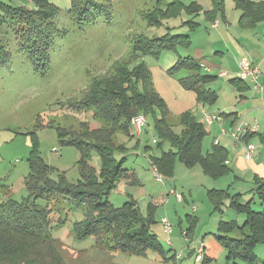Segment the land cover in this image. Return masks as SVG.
I'll list each match as a JSON object with an SVG mask.
<instances>
[{
	"label": "rangeland",
	"instance_id": "374dc122",
	"mask_svg": "<svg viewBox=\"0 0 264 264\" xmlns=\"http://www.w3.org/2000/svg\"><path fill=\"white\" fill-rule=\"evenodd\" d=\"M75 1L79 4V0ZM88 1L90 0H85L83 6ZM194 1L93 0V7L96 6L101 11L92 18L81 19V16L71 10L74 0H0L7 5L32 10L43 9L45 5L58 10H51L48 16L50 26L56 28V34L47 68L34 64L27 56V51L20 46L18 34L24 28L22 23L8 19L0 24V40L9 51L8 60L0 64V197L5 199L12 196L17 201L30 198L26 180L36 174V167L29 160L33 152H38L44 164L50 168L48 175L53 180L58 181L62 175L68 182H76L81 177L77 164L79 149L75 145L60 142V127L75 136L83 135L88 139L100 140L115 125L127 124L131 115L143 113L136 108L129 110L130 116L125 118L121 113L122 107H119V99H122L113 94L97 105L84 107V103L88 102L86 94L94 90L96 79L115 73L116 63L123 62L125 56L129 60L133 55L132 47L136 37L142 33L150 36L180 33L176 48L162 51L159 56L138 52L137 57L128 62L132 68L144 62L150 69L153 86L163 98L172 127L178 134L183 129L179 118L183 112L189 110L200 115L202 104H196L195 93L183 88L177 76L170 74V68L181 57L194 55L200 47L208 48L204 29L200 31L193 23L201 20L196 16L197 13L192 14L191 4ZM196 1L208 7L209 0ZM176 2H180V5ZM176 6L178 12L174 15ZM156 8L161 9V13L157 14L158 21L150 23L146 14ZM0 16H6L1 6ZM209 54L214 56V51ZM220 71L212 69V73ZM187 74L189 72L184 70L179 76ZM227 80L219 77L207 84L208 88L219 90L223 96L220 102L223 104L227 100L222 83L225 84ZM233 110L230 108V111ZM154 111L146 114L147 124L143 128L140 142L144 152L148 151L149 144L152 147L149 152L159 155L163 149L169 150L171 146L159 136L155 124L160 110L156 108ZM154 139L160 140L162 145H157L153 142ZM117 140L130 146L126 167L131 171L135 169L142 181L129 184L123 182V185H119L111 194L114 205L119 207L130 195H135L142 213L154 216L156 222L150 229L159 236L166 254L172 253L174 248L181 253L180 264H234V259L228 256L227 250L216 236L219 223L221 220L236 221L239 225L244 223L246 214L232 205L233 198H239L242 202L251 200L254 211H263L264 205L255 191L257 185L236 181L233 174L215 179L206 175L199 165L187 167L180 161L176 164L175 181L158 177L146 157L143 154L137 155L136 150L131 147L137 145L136 140L123 134H118ZM208 140L209 137L205 140L206 145L209 144ZM97 162L99 160L94 159L92 164L98 168ZM241 177L247 179L245 176ZM171 185H176L175 189L182 193V201L170 193L171 188L167 194ZM212 188L225 191L222 209H218L210 199L209 189ZM46 198L48 205L45 199L38 202L42 206L47 205L46 210L52 211L49 218L52 226L60 218H64L68 210L76 211L80 208L77 206L75 209V203L62 195L50 193ZM152 203L157 207H153ZM67 213L68 220L51 230L57 241L51 239L50 232L46 229L48 225L45 226L47 243H42V248L48 250V256L50 252L60 250L67 264H93L90 258L96 257L93 255L96 252V240H77L72 231L73 223L80 220L83 214ZM163 218H168L173 225L171 238L174 245L168 244L170 236L161 223ZM187 230L190 231L188 235L182 233ZM193 239L197 242L196 246H188ZM37 246L42 245L39 243ZM37 246L35 241H25L8 228L0 227V259L5 257H1L2 255L9 256L14 248L20 247L24 254L32 248L40 249ZM198 246H201L204 256L211 259L209 262L195 261L193 248ZM86 251L91 252L85 254ZM255 252L259 258L264 257V241L256 245ZM237 260L246 263L244 259ZM118 261L128 264L169 262L156 251H149L147 256L126 254L119 256ZM169 264L175 262L171 260Z\"/></svg>",
	"mask_w": 264,
	"mask_h": 264
},
{
	"label": "trees",
	"instance_id": "16d2710c",
	"mask_svg": "<svg viewBox=\"0 0 264 264\" xmlns=\"http://www.w3.org/2000/svg\"><path fill=\"white\" fill-rule=\"evenodd\" d=\"M84 3H86L85 0H79V4L74 0L71 9L81 16V19L92 18L98 11H101L96 6L93 7V0L88 1L85 6H83ZM176 3L180 5V2ZM0 6L6 13L5 17L0 16V24L8 19L22 23L24 28L18 34L20 46L27 51V56L34 64L41 68H47L50 65L51 49L56 34V28L50 26L48 16L51 14V10H58L47 5L43 9L33 10L2 2H0ZM84 7H86L85 10ZM191 8L192 14L200 11L194 2L191 4ZM177 10L176 6L174 15H177ZM219 10H221V4L215 0L213 9L206 11L205 15L214 19ZM158 12L161 13V9L156 8L151 13L146 14L150 23H157ZM261 13L264 14L263 11ZM193 23L198 27L196 22ZM168 34L150 36L142 33L138 35L132 47L133 55L129 58L130 62L137 57L138 52L159 56L162 51L176 48L175 45L179 41L180 33H174L171 36V33ZM8 57L9 51L0 40V64L5 63ZM124 58L123 62L116 63L117 70L115 73L105 76V78L96 79L94 90L86 94V101L88 102L84 103V107L97 105L105 98L112 97L113 94L122 99H119V107H122L121 113L125 115V118L130 116L129 110H136L137 108L146 115L158 108L160 116H156L157 131L162 141L168 142L171 146L169 150L163 149L160 155L150 156L153 168L156 167L161 176L173 177L177 160H180L187 167L199 165L206 175L215 179L227 175L230 171L227 165V150L218 143L213 145L211 150H204L203 143L209 134L205 123L199 120L192 111L183 112L179 116L183 129L178 134L172 127L163 98L153 86L150 69L144 62H140L132 68L129 66V60L126 59V56ZM184 70L188 71L189 74L179 76V73ZM170 74L177 76L183 88L194 91L197 101L202 105L212 106L217 101V93L207 87V84L217 77L204 71L202 65L191 55L181 57L170 68ZM134 115L130 116L127 124L115 125L118 128L114 126L107 133V136L105 134L100 140L88 139L83 135L75 136L67 129L59 128L60 142L75 145L80 152L77 164L81 177L76 182H68L62 175L58 181L53 180L48 175L50 168L44 164L39 153L33 152L29 156L30 162L36 167V174L31 175L26 180L30 198L17 201L12 196L4 197L5 199L1 196L0 227H6L11 230V233H15L25 241L32 240L35 241L36 246L39 243L42 246H37L40 249L32 248L24 254L21 253L23 249L20 247L14 248L12 255L8 253L9 256H7L4 253L5 255L1 256L5 257L0 259V264H67L65 259L63 260L60 250L57 249L56 253L50 252L48 256V250L42 248V243H47V238H45L46 225H48L46 229L50 232L51 239L57 241L52 236L51 230L68 220V211L69 213L79 212L83 214L80 220L73 223L72 231L77 240L95 239L94 248L139 256H147L149 251H156L165 256L166 252L161 246L159 236L150 229L156 222L154 216L151 214L144 215L136 200H126L119 207H116L111 200L112 192L122 179L130 176L136 179L134 173L126 167L127 153L130 147L125 142L119 143L117 140V135L120 133L125 134L130 139L135 137L134 132L132 134L130 132V122ZM251 134L253 133L246 136V140ZM154 142H157L156 144L159 146L162 145L160 140L154 139ZM147 149L149 151L150 148L147 147ZM53 150L57 151L56 148ZM94 159L99 160L97 162L98 168L92 164ZM257 184L255 191L259 195L262 205H264V179L258 181ZM50 193L62 195L75 203V206L73 205L75 209L77 206L80 208L76 211L68 210L64 215L65 217L60 218L59 221L55 222L56 225L52 226L49 220L52 211L46 210L49 203L46 196ZM224 195V190L209 189L210 199L218 209H222L221 203L224 201ZM43 199L47 200L45 206L38 202ZM152 205L157 207L155 204ZM232 205L239 212L245 213L246 219L242 225L237 224L236 221L221 220L216 234L217 238L227 250L228 256L234 259V264H244L239 262L238 258L244 259L245 264H264L255 252L256 245L264 241V210L254 211L251 200L242 202L239 198H233ZM182 233L188 235L190 231L187 230V232ZM169 236L171 243L168 242V244L173 245L171 234ZM0 254H2L1 251ZM176 256L177 258L182 257L181 253H177ZM210 260L202 254L199 262H209Z\"/></svg>",
	"mask_w": 264,
	"mask_h": 264
},
{
	"label": "crops",
	"instance_id": "0c3cea01",
	"mask_svg": "<svg viewBox=\"0 0 264 264\" xmlns=\"http://www.w3.org/2000/svg\"><path fill=\"white\" fill-rule=\"evenodd\" d=\"M214 1L215 0H209L207 4L208 7H205V5L199 1H194L200 9L196 14V16L198 15L201 18L199 22H196L198 24L197 28L200 31L204 29L203 32L206 33V41L209 44L207 49L200 47L195 51V54L191 56L202 65L204 71L213 74L217 78L228 79L225 84L222 83L223 89L221 88L227 102L226 104L221 103L220 100L223 96L220 95L219 90L212 89L218 95L215 104L212 106L201 105L202 107L199 111L200 115L198 116L195 113L194 114L199 120L205 123L206 129L209 133L207 136L209 137V144L206 145V137L203 143L204 150H211L212 146L217 143L223 146L228 153L227 165L229 166L230 171L227 175L233 174L236 181H245L249 184H256L258 186V181L264 179V88L260 91L252 82L239 80L237 75L240 70L239 63L243 58H246L252 64L258 65L264 73V14L261 13V11L264 12V0H217L221 4V10L218 11L214 19H210L205 14L206 11L213 9ZM213 51L214 56L209 54L213 53ZM206 68H208L209 71H207ZM216 68L221 71L217 74L214 72L212 73V69L214 70ZM221 72L226 73L221 76ZM195 101L196 104H201L197 101L196 94ZM230 108H233L234 110L230 111ZM204 111L218 116V119H216L213 124H208L205 121ZM244 118L249 120L251 124H258L257 131L253 132L247 140L254 143L256 146L251 159L246 158L245 147L242 142H236L231 136V131ZM207 125L210 127L208 128ZM223 128L226 129V133L223 132ZM130 132L131 134L133 133L131 126ZM140 138L141 135L139 137L135 136L133 139L139 142V144H137L136 147H131L136 150L137 155L143 154L152 170H154L150 156L156 154L149 152L152 149L149 144L147 145V147L150 148L149 151L146 150L144 152ZM216 141L218 142L216 143ZM126 145H128V143H126ZM177 161L175 163L174 176L166 177L162 175L163 178L175 181ZM132 172L136 176V179L131 176V178L122 179L118 183L116 189L123 182H125V184L141 183L142 180L140 174L135 171V169L134 171L132 170ZM246 174L248 176H246ZM241 175L247 177V179L244 180ZM131 179L134 180V182H132ZM175 186L176 185H171L168 187L167 194L168 190L170 188L175 189ZM129 199L138 202L135 195H130ZM196 244V240L193 239L188 246H196ZM200 247L201 246H198V248L195 249L193 248L194 255L197 256ZM94 249H96V252L95 254L93 253V255L96 257L94 259L90 258V260L92 259L93 264H128L118 261V257H122L126 255V253L101 250L97 248ZM177 251L178 249L174 248L172 253L165 254V256H163L164 260L166 262L167 260H169V262L172 260L175 264H180L179 260H181L182 257L177 258L176 254L180 253ZM260 260L264 262V257L260 258ZM195 261L197 262L196 257Z\"/></svg>",
	"mask_w": 264,
	"mask_h": 264
},
{
	"label": "built area",
	"instance_id": "2783aa9c",
	"mask_svg": "<svg viewBox=\"0 0 264 264\" xmlns=\"http://www.w3.org/2000/svg\"><path fill=\"white\" fill-rule=\"evenodd\" d=\"M239 67H240V70L238 72L237 77L240 80L252 82L254 84V86L260 91L264 88V73L258 65L252 64L249 60H247L246 58H243L239 63ZM206 70L209 71L208 68H206ZM225 73L226 72H221L220 75L223 76ZM204 117H205V121L208 124H213L215 122V120L218 119V116L209 114L206 111H204ZM130 124H131V127L133 129L135 136L139 137L141 135V133L143 132V128L147 124L146 115L143 113H139L137 115H134L131 118ZM257 129H258L257 123L251 124L249 122V120L244 118L231 131V136L233 137V139L236 142H242V144L244 145L245 155H246V158H248V159H251L253 157V153H254L256 146L254 143L247 141L246 136L250 133L257 131ZM223 132L226 133L227 132L226 129L223 128ZM217 142L218 141H216V143ZM154 170L156 172V175L158 177H160L161 175L157 172L156 167H154ZM171 194L175 195L176 198L180 201H182L184 199L182 193L179 192L178 190L174 189V188L171 189ZM161 222L163 224L165 231L168 234H171L172 229H173V225L170 222V220L168 218H163ZM168 242L171 243L170 238L168 239ZM201 250H202V248L199 250V253L196 256L197 261L201 260V258H202Z\"/></svg>",
	"mask_w": 264,
	"mask_h": 264
}]
</instances>
